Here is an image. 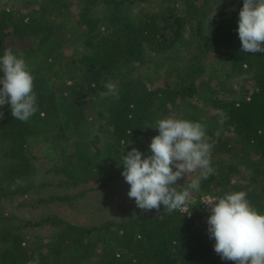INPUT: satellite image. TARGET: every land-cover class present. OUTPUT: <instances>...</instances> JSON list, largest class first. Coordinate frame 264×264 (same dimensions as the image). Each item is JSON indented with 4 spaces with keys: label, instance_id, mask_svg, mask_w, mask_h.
Returning <instances> with one entry per match:
<instances>
[{
    "label": "trees",
    "instance_id": "16d2710c",
    "mask_svg": "<svg viewBox=\"0 0 264 264\" xmlns=\"http://www.w3.org/2000/svg\"><path fill=\"white\" fill-rule=\"evenodd\" d=\"M151 1L80 0L76 22L70 27L63 20L75 0H40L29 12L19 7L0 9V55L10 36L36 42L34 49L15 53L22 52L32 67L38 107L27 122L12 117L8 105L0 108L4 113L0 119V264H28L36 257L39 264H91L93 259L94 264H234L215 253V240L203 233L206 224L198 223L195 216L186 218L179 210L169 214L161 207L91 229L46 218L42 222L56 231L48 241L27 239L25 229L31 223L8 212L9 204L47 185L35 183L32 176L33 144H41L44 156L59 163L50 172L67 177L56 187L90 180L105 183L98 138L92 136L97 123L99 129L101 122L110 128L107 154L114 161L122 160V148L151 141L159 134L150 127L157 119L203 91L205 106L224 119L236 137L226 140L208 134L215 143L211 160L216 169L201 180L200 191L218 189L221 196L245 191L263 213L264 161L251 166L249 183L258 191L234 180L239 170L233 160L245 161L249 149L264 158V53L241 51L237 28L243 0H183L181 12L176 3L162 0L155 10L131 14L136 2ZM68 45L74 47L70 55L63 52ZM174 47L190 50L186 58L190 68L173 86L150 89L140 77L122 70L150 63L156 72L180 74L173 60H149L150 55ZM215 62L224 65L229 76L250 81L245 95L217 98L204 77ZM108 81L118 86L119 99L101 95ZM88 98L96 101L95 108ZM197 117L188 113L180 118L198 121ZM69 132L76 139L64 148ZM74 197L53 194L51 201L66 203ZM94 234L102 236L99 252L96 243L88 240Z\"/></svg>",
    "mask_w": 264,
    "mask_h": 264
},
{
    "label": "clouds",
    "instance_id": "9594fccd",
    "mask_svg": "<svg viewBox=\"0 0 264 264\" xmlns=\"http://www.w3.org/2000/svg\"><path fill=\"white\" fill-rule=\"evenodd\" d=\"M238 36L244 53H264V0H243L239 12ZM24 54L17 55L6 48L0 55V108L8 105L16 120L27 122L37 111L35 77ZM105 97L119 99V88L105 83ZM4 113L0 111V119ZM158 135L151 139L149 155L133 147L122 155V176L130 185L127 193L138 208L149 211L165 208L169 214L187 209L194 192L200 191L201 179L214 173L211 154L215 143L207 135V126L183 118H161L154 126ZM131 136V130L128 133ZM199 171V178L186 187L178 181ZM245 191L212 196L203 204L208 206L207 230L215 240L214 251L222 260L234 264H264V213L247 198ZM39 264V257L28 262Z\"/></svg>",
    "mask_w": 264,
    "mask_h": 264
},
{
    "label": "rangeland",
    "instance_id": "374dc122",
    "mask_svg": "<svg viewBox=\"0 0 264 264\" xmlns=\"http://www.w3.org/2000/svg\"><path fill=\"white\" fill-rule=\"evenodd\" d=\"M39 1L40 0H0V9L19 7L23 12H29ZM170 1L176 3L180 12L183 10V0ZM161 2L162 0H152L147 4L136 2L131 10V14L135 15L141 10H155ZM80 8V0H75L74 5L70 8L63 20L67 23L68 27L75 24ZM36 46L34 40H21L13 36L6 39V47L12 48L14 52L34 49ZM63 52L70 55L74 52V47L72 45L65 46ZM188 57H190V50L181 47H174L169 51L149 56V60L152 61L156 59L173 60L175 65L181 70L180 74H176L175 76H169L163 70L156 72L150 63L143 65L131 64L124 67L122 70L130 76L140 77L150 89L167 85L173 86L177 82L182 81L184 73L190 68V65L186 63V58ZM204 77L208 80L211 90L216 91L217 98L222 100L239 98L245 95L251 86L250 81H247L246 77L229 76L226 67L220 62L209 64ZM205 94L206 92L201 91L192 98L180 102L170 114L162 118H180L188 113H196L198 114L197 120L207 126V135L210 134L215 138L226 140L235 138V134L225 124L224 119L217 117L214 111H211L205 106L207 101L204 97ZM88 102L90 107L95 108L96 101L93 98H88ZM101 124L102 127L100 129L99 123L94 126L92 136L98 138V162L104 166L105 183L90 180L86 183H79L76 186H72L67 182L64 187H56V182H64L67 178L64 173L55 175L50 172V170L58 166L59 163L55 160L47 159L44 156V148L41 144H33L30 147L32 176L34 181L35 183L46 182L47 185L44 188L36 189L27 196L17 199L8 206V212L14 213L31 223V225L25 229L27 239L31 237L33 240L42 239L43 241H48L55 236V228L42 222L46 218H56L74 227L91 229L100 227L106 223L118 224L124 219L154 212V209L144 211L138 208L135 204V200L128 197L127 193L130 185L125 182L121 174L123 171V165L121 164L122 160L114 161L115 157L107 154L106 145L109 142L110 128L102 122ZM68 136L69 140L63 144L64 148H67L71 141L76 139V134L74 133L69 132ZM150 142L151 141L141 140L135 145L131 144L128 149L122 148V152L126 155L128 151H131V149L135 147L145 156L149 155ZM93 153L94 152H92V154ZM233 161L236 162L239 170V174L234 180L239 182L240 185L250 186V188L258 191V186L250 185L249 177L251 175V166L253 164L262 163L264 158L257 152L249 149L245 161ZM211 166L214 170L216 169L212 160ZM76 175H78V173ZM199 176V171L190 173L187 177L178 181V184L186 187L191 180L199 178ZM68 181L70 182V180ZM79 192H84L83 196L75 198L74 196ZM53 194L60 196L67 195L69 198L74 197V199L66 203L54 202L51 201V195ZM204 195H208L209 197L221 196L220 193H218V189L212 193H203L201 191L194 192L192 198L188 201L187 208L191 209V217L195 216L198 223L207 225V218L210 212L207 213L201 209V200ZM20 204L23 206L19 207ZM203 233L209 238L207 229L204 230ZM88 240L96 243V252H99L102 246L101 234H94L90 236ZM92 262L91 264H94V259Z\"/></svg>",
    "mask_w": 264,
    "mask_h": 264
},
{
    "label": "built area",
    "instance_id": "2783aa9c",
    "mask_svg": "<svg viewBox=\"0 0 264 264\" xmlns=\"http://www.w3.org/2000/svg\"><path fill=\"white\" fill-rule=\"evenodd\" d=\"M208 198H210L208 195H204L203 196V198H202V200H201V203L202 202H204L206 199H208ZM188 209V208H187ZM201 209L204 211V212H209V210H208V206L207 205H205V204H201ZM182 214H184L185 216H186V218H191V215L189 216V215H186V211H184V210H179Z\"/></svg>",
    "mask_w": 264,
    "mask_h": 264
}]
</instances>
